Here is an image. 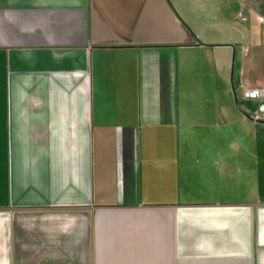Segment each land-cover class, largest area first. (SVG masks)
<instances>
[{"label": "crops", "instance_id": "1", "mask_svg": "<svg viewBox=\"0 0 264 264\" xmlns=\"http://www.w3.org/2000/svg\"><path fill=\"white\" fill-rule=\"evenodd\" d=\"M258 17L0 0V264H264Z\"/></svg>", "mask_w": 264, "mask_h": 264}, {"label": "rangeland", "instance_id": "2", "mask_svg": "<svg viewBox=\"0 0 264 264\" xmlns=\"http://www.w3.org/2000/svg\"><path fill=\"white\" fill-rule=\"evenodd\" d=\"M257 108H258V106H257ZM240 114L241 115H245L246 119L248 121H252V122L255 121L253 116H250L249 114L245 113L244 111H241ZM255 122L258 123V124L263 123L262 124L263 128L261 129L262 131L259 134H257V137L260 136V138L264 139V116L262 115L259 119H256ZM234 127L237 128L235 131H236V134L238 136L241 135V137H242L244 134L248 135L250 133L249 129H247L245 126H242V124H237Z\"/></svg>", "mask_w": 264, "mask_h": 264}, {"label": "built area", "instance_id": "3", "mask_svg": "<svg viewBox=\"0 0 264 264\" xmlns=\"http://www.w3.org/2000/svg\"><path fill=\"white\" fill-rule=\"evenodd\" d=\"M258 21L260 23H264V19L262 17H258ZM244 97L248 100H258L264 102V90H249L244 93ZM261 117V113L256 115L254 119H259Z\"/></svg>", "mask_w": 264, "mask_h": 264}, {"label": "water", "instance_id": "4", "mask_svg": "<svg viewBox=\"0 0 264 264\" xmlns=\"http://www.w3.org/2000/svg\"><path fill=\"white\" fill-rule=\"evenodd\" d=\"M259 111L263 112L264 111V103H261L259 105Z\"/></svg>", "mask_w": 264, "mask_h": 264}]
</instances>
